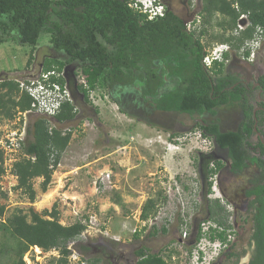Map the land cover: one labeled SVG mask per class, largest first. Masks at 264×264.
I'll list each match as a JSON object with an SVG mask.
<instances>
[{"label":"trees","instance_id":"1","mask_svg":"<svg viewBox=\"0 0 264 264\" xmlns=\"http://www.w3.org/2000/svg\"><path fill=\"white\" fill-rule=\"evenodd\" d=\"M129 3L130 0H0V45L16 37L22 46L32 47L27 62L30 67L40 35L49 33L51 49L63 58L45 61L44 71L61 73L68 68H81L88 89L81 85L75 87L71 80L69 82L74 92L83 94L85 103L89 102V92L99 87L119 95L136 86L141 89L144 101L150 102L155 112L164 118L170 115L217 117L219 109L238 106L242 120L235 129L225 130L219 123L205 119H201L196 128L203 137H211L217 149L226 154L232 175H242L249 166L262 172L261 177L256 176L248 182L244 191L246 198H254L249 206L254 210L264 193V148L259 141H252L255 118L260 126H264L263 111H257L254 117L258 95L264 100V73L254 88L240 76L226 73L225 63L216 62L208 70L202 61L211 42L203 44L202 39L207 33L206 26L216 27L223 31L216 43L229 44L233 50H240L252 39L255 27H264V0H201L198 13L202 18V29L193 32L187 30L186 20L170 9L164 18L148 21ZM243 14H248L250 26L235 35ZM217 15L222 19L214 26L212 22ZM224 58L229 59L230 55L227 53ZM166 79L175 87L165 89L161 94ZM58 82L65 83L64 79ZM18 87L14 79H0V116L4 119L13 120L18 113L31 108V98L20 94ZM77 106L64 104L61 112L53 118L59 128L52 131L50 121L42 117L36 116L28 125L23 157L13 164L12 175L18 182L14 190L27 195L31 204L36 202L33 181L42 179L41 191L46 193L63 154L70 146L72 130L63 134V129L79 119ZM259 106L264 107V104ZM95 114H98L97 108ZM258 149L261 150L260 157H257ZM213 166L212 169L207 164L204 166L205 180L224 168L220 161H215ZM5 173L4 155L0 152V181ZM211 187L212 184L207 183L206 195L212 192ZM0 195L6 198L1 187ZM166 201L161 194L149 199L142 208L141 221L155 218L159 203ZM115 204L124 207L120 198ZM212 204L209 201L206 207L208 219L227 227L220 235L224 240L228 229L227 214L219 200ZM59 216L55 205L51 211L43 213H37L33 208L28 212L17 209L6 217V206L0 205V218L3 219L0 222L3 236L0 260L10 252L15 255L16 264H26L23 260L25 254L30 248L38 247L44 252L58 251L57 264H68L72 254L68 246L84 233L87 225L81 220L66 226L60 222ZM142 230L145 232L146 228ZM143 232L134 235V239L138 240ZM167 234L166 227L158 229L154 226L146 238ZM119 246L121 243L114 240L103 243L100 251L106 263L112 264V255ZM79 249L82 253L91 252L89 245ZM163 253H151L142 245L135 251L136 264H173ZM226 257L232 260L236 254L231 251ZM103 261L102 256H98L89 264Z\"/></svg>","mask_w":264,"mask_h":264},{"label":"rangeland","instance_id":"2","mask_svg":"<svg viewBox=\"0 0 264 264\" xmlns=\"http://www.w3.org/2000/svg\"><path fill=\"white\" fill-rule=\"evenodd\" d=\"M168 2L169 9L186 22L199 14L201 1L191 2L192 6L186 0ZM221 19L217 15L212 25L215 26ZM206 30L203 39L206 43H216L223 33L221 29L211 26H206ZM50 38L47 32L40 35L30 67H27V62L32 47L22 46L16 37L0 45V79L36 78L44 71L45 61L63 58L51 49ZM232 58L225 72L240 76L250 85L256 84L264 73V44L254 63L242 62L235 54ZM77 71L70 68L67 70L66 77L70 78L74 86ZM70 87L72 89L71 84ZM74 93L79 119L66 126L72 130L70 146L63 154L46 193L41 191L42 179L33 181L36 191L34 204L29 202L27 195L14 190L18 182L12 175V166L23 157L22 151L9 153L4 157L6 173L0 181V187L6 198L0 195V205L6 206V217L17 209L28 212L33 208L37 213H43L51 211L55 205L60 213V222L66 226L81 220L90 221V217L95 215V230L91 231L90 236L76 240L74 250L88 264L98 256H102L104 260L99 264H108L101 254V246L107 240L120 239L121 246L113 253L112 264H136L135 251L142 245L151 253H159L178 242L183 211L195 230L205 221L215 223L208 219L206 210L209 201L213 205L216 200L206 195L208 179L205 180L204 177V166L207 164L211 167L215 161H220L224 164L223 170L217 174L219 192L224 200V204L221 201L220 204L227 214V234L235 242L234 246L230 245L224 252L220 261L222 264H240L239 261L249 258L254 210L249 209L246 204L240 205L239 201H228L224 192L226 187L234 184L238 189H246L257 169L249 166L242 175H232L226 166V154L217 149L211 137H203L200 129L196 128V124L205 119L219 123L225 130L235 129L242 119L238 106L219 109L217 117L170 115L164 118V115L155 112L150 102L144 101L141 91L114 95L99 87L96 93L100 97L97 96L94 101L99 106H95L90 98L85 103L81 92ZM96 108L98 114H95ZM35 118L36 115H31L24 121L18 115L13 120L0 116L1 137L18 130L25 123L29 125ZM52 123L54 122L50 125ZM260 130L264 134V126ZM256 138L253 137V142H257ZM107 175H110V181L102 184L100 179ZM178 190L184 195L183 200L178 198ZM49 194L52 198L42 203ZM159 194L167 197L168 202H160L158 205L157 227H166L168 234L146 238L152 229L148 226L145 232L141 230L144 226L139 215L144 204L151 198H158ZM119 198L124 207L115 204ZM135 227L143 232L138 240L129 232ZM2 237L0 232V243L3 241ZM86 245L91 248L88 254L79 249ZM231 251L236 257L227 260L226 254ZM27 253L29 264H57L58 253L44 252L42 249L38 252L35 247L30 248ZM15 260V255L7 252L2 256L0 264H16Z\"/></svg>","mask_w":264,"mask_h":264},{"label":"built area","instance_id":"3","mask_svg":"<svg viewBox=\"0 0 264 264\" xmlns=\"http://www.w3.org/2000/svg\"><path fill=\"white\" fill-rule=\"evenodd\" d=\"M197 1L199 0H191L192 3H197ZM129 5L138 13L145 15L148 21L161 19L166 15V7L161 0H130ZM235 8L238 9L237 6H235ZM201 24L202 18L198 14L193 20L186 22L185 25L189 32H193L197 30L200 31L202 29ZM249 26L250 22L248 14L241 15L234 34L238 35L240 32L246 30ZM203 39L202 43L207 44L205 41H203ZM263 44L264 27L257 26L255 27L252 39L247 41L244 46L238 51L233 50V48L229 44L215 43L209 45L206 48V54L203 58L202 63L208 70H211L216 62L225 63L228 66L233 59V54H235V56H238V59H240L242 62L254 63ZM227 53L230 55L229 59L224 58L225 54ZM65 70L61 73L57 70L48 72L42 71L36 78L31 77L26 80L15 79V81L18 83L20 94H26L32 100L31 108L29 111L18 113V117L20 119L27 121L29 116L36 115L38 117L48 119L51 123L53 121V118L61 112L64 104L69 103L73 106L76 105V101L73 96L74 94L70 87V78L66 77L68 72L67 70ZM76 70L78 71L76 73L77 75L75 76V86L81 85L85 89H88L81 68H75L74 71ZM60 79H64L65 83H59L58 81ZM89 96L90 100L93 101L95 106H99V103L94 102L97 96L100 97L99 95H97L96 91H90ZM76 111H78V108ZM50 126L51 131L58 128L54 123H52ZM68 132H71V129H63V134H66ZM26 138L27 124L25 123L23 127L19 128L18 130L11 131L6 136L0 138V152H2L5 157L9 153L22 151V147L26 141ZM171 146L172 145H170V147ZM212 168H214L213 165H211V169ZM4 169L6 170L5 165ZM100 180L102 181V184H106V182L110 181V175H107L105 178H101ZM208 183L212 184V192L209 194L210 198L219 200L224 204L223 197L219 192L217 174L210 176L208 178ZM177 192L178 198L183 200L184 195L182 196L180 190H178ZM178 203H180V201ZM158 214L159 213H157L155 218L149 219L145 222L142 221L144 226L143 228H146L148 226H150L151 229L154 226L157 227ZM140 217L141 215H139V219ZM91 219L94 221H92ZM2 221L3 219L0 218V222ZM96 221L97 218L95 215L93 217H90V221H83V223L87 225V229L78 239L90 236L91 231L95 230L93 224ZM181 225L182 229L180 239L177 243H173L168 246L163 253L166 260H170V262L173 264H218L224 252L230 248V245H233L235 243L232 236L227 234V230L226 238L224 240L220 238V235L225 231V229H223V226H220L217 223L212 224L210 221H205L198 225L197 229L195 230V228L190 225V222L186 218V213L184 211L181 214ZM137 228L138 227H135L134 229L129 230V232H131L133 236L137 233H140L142 229L138 231ZM98 231L100 232V234H102L100 230ZM76 240L71 242L68 246V250L72 251V254L69 256L68 261L71 264H88V261L84 260V258H82V255L74 250L73 246L75 245ZM117 242H120V239H118ZM188 247L190 249H188ZM51 252L58 253L57 257L60 258L58 251L54 250L50 251L49 253ZM28 258L29 257L27 253L23 258L26 264H29L30 262V259L28 260Z\"/></svg>","mask_w":264,"mask_h":264},{"label":"flooded vegetation","instance_id":"4","mask_svg":"<svg viewBox=\"0 0 264 264\" xmlns=\"http://www.w3.org/2000/svg\"><path fill=\"white\" fill-rule=\"evenodd\" d=\"M161 1L165 4L166 13H167V10L169 9V2H168V0H164V1L161 0ZM199 1H201V0H199ZM186 2L189 3V6H192V4L190 5L191 0H186ZM246 84H248V83H246ZM257 85L258 84L256 83V84L253 85V87L255 88ZM174 87H175V84L171 80L166 79V83H165V86H164L162 91L164 92L165 89H168V88L171 90ZM130 91L138 92V91H141V89L139 87L135 86V87L130 88L129 90L125 91V93L128 94ZM258 97H259L258 101L256 103H254L257 106V109L254 112H257V111H263L264 112V107L263 106H259V104H264V100L260 98V94L258 95ZM241 120H240V122H241ZM261 127L262 126L257 124V131L254 128V130H255V135L254 136L257 137L256 138L257 142L259 141L261 146L264 148V134L260 130ZM253 137H252V141H253ZM253 143H256V142H253ZM260 153H261V150L258 149L257 150V157H260ZM226 166H227V168L229 170L228 162L226 163ZM256 169H257L256 172H255L256 175L253 176L251 179H253L256 176H258V177L262 176V172L257 167H256ZM226 188L227 189L225 191H226V194L228 196V201L230 199L232 201L236 200V201H239L240 205L246 204L248 206V208H249L250 203L254 200V198H251V199L246 198L244 196L245 189L241 190L240 187L238 189V187H236L235 184L233 186H229V187H226ZM259 199H260V204L257 203L256 204V208L253 211L254 212V215H253V230H252L251 241H250L251 251L249 252L250 253L249 254V258L246 261H244V259L242 261H239L240 264H264V193L260 196ZM255 218H258V220H254ZM258 223H259V225H258ZM218 264H222V262L219 261Z\"/></svg>","mask_w":264,"mask_h":264},{"label":"bare ground","instance_id":"5","mask_svg":"<svg viewBox=\"0 0 264 264\" xmlns=\"http://www.w3.org/2000/svg\"><path fill=\"white\" fill-rule=\"evenodd\" d=\"M27 128H28V125H27ZM52 198V195L49 194L46 196V200H44L42 203H46L47 201H49L50 199ZM38 252H40V248L36 247L35 248Z\"/></svg>","mask_w":264,"mask_h":264},{"label":"water","instance_id":"6","mask_svg":"<svg viewBox=\"0 0 264 264\" xmlns=\"http://www.w3.org/2000/svg\"><path fill=\"white\" fill-rule=\"evenodd\" d=\"M163 93V91H161V94ZM254 117H256V112H254ZM256 120V123H255V130L257 131V124H258V121H257V118H255Z\"/></svg>","mask_w":264,"mask_h":264},{"label":"crops","instance_id":"7","mask_svg":"<svg viewBox=\"0 0 264 264\" xmlns=\"http://www.w3.org/2000/svg\"><path fill=\"white\" fill-rule=\"evenodd\" d=\"M212 44H215V43H210V45H212Z\"/></svg>","mask_w":264,"mask_h":264}]
</instances>
